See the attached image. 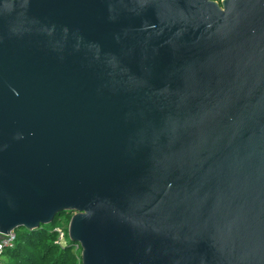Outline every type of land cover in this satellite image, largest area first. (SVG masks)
<instances>
[{
    "label": "water",
    "instance_id": "95a60500",
    "mask_svg": "<svg viewBox=\"0 0 264 264\" xmlns=\"http://www.w3.org/2000/svg\"><path fill=\"white\" fill-rule=\"evenodd\" d=\"M61 214L80 264H264V0H0V239Z\"/></svg>",
    "mask_w": 264,
    "mask_h": 264
},
{
    "label": "trees",
    "instance_id": "16d2710c",
    "mask_svg": "<svg viewBox=\"0 0 264 264\" xmlns=\"http://www.w3.org/2000/svg\"><path fill=\"white\" fill-rule=\"evenodd\" d=\"M69 219L70 215L61 214L36 230L14 231L15 241L1 253L0 264H80V252L68 240L64 245L56 242L55 230L66 231Z\"/></svg>",
    "mask_w": 264,
    "mask_h": 264
},
{
    "label": "built area",
    "instance_id": "2783aa9c",
    "mask_svg": "<svg viewBox=\"0 0 264 264\" xmlns=\"http://www.w3.org/2000/svg\"><path fill=\"white\" fill-rule=\"evenodd\" d=\"M214 1L220 3L222 0H218V1L214 0ZM55 232L57 234V241L56 242L58 244L64 245L66 243V240H67L66 231H62V230L56 229ZM14 241H15L14 232H11L8 235L2 237L0 239V255L5 249L11 248L13 243H14ZM73 247H74L75 251H80V248H79L78 245H73Z\"/></svg>",
    "mask_w": 264,
    "mask_h": 264
},
{
    "label": "rangeland",
    "instance_id": "374dc122",
    "mask_svg": "<svg viewBox=\"0 0 264 264\" xmlns=\"http://www.w3.org/2000/svg\"><path fill=\"white\" fill-rule=\"evenodd\" d=\"M80 252V251H79ZM80 261V260H79Z\"/></svg>",
    "mask_w": 264,
    "mask_h": 264
}]
</instances>
